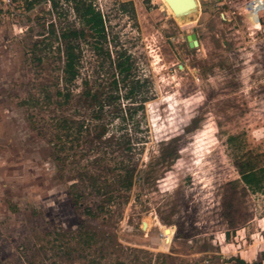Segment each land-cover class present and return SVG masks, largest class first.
Listing matches in <instances>:
<instances>
[{
  "label": "rangeland",
  "instance_id": "1",
  "mask_svg": "<svg viewBox=\"0 0 264 264\" xmlns=\"http://www.w3.org/2000/svg\"><path fill=\"white\" fill-rule=\"evenodd\" d=\"M79 1L0 0V264H264V4Z\"/></svg>",
  "mask_w": 264,
  "mask_h": 264
},
{
  "label": "trees",
  "instance_id": "2",
  "mask_svg": "<svg viewBox=\"0 0 264 264\" xmlns=\"http://www.w3.org/2000/svg\"><path fill=\"white\" fill-rule=\"evenodd\" d=\"M75 13L79 16L84 25H87L95 34L99 37H105V22L102 13L96 10L91 3H86L84 0H80L74 7ZM77 56L73 53V47L69 44L67 54L65 69L69 76H75L76 70L75 66L77 63ZM129 57L125 60H117L115 68L118 69L119 73L123 77H127V72L131 65L128 62ZM117 74V75H118ZM118 82V77H115L112 81V86L117 89L116 84ZM235 137L229 138L233 140ZM237 172L240 176L241 182L253 191H260L264 193V167H254L247 162H237L235 164ZM241 264H248L244 260H239ZM261 264V263H257Z\"/></svg>",
  "mask_w": 264,
  "mask_h": 264
},
{
  "label": "water",
  "instance_id": "3",
  "mask_svg": "<svg viewBox=\"0 0 264 264\" xmlns=\"http://www.w3.org/2000/svg\"><path fill=\"white\" fill-rule=\"evenodd\" d=\"M169 6L174 10V12H184L193 5V0H166ZM189 46H198L197 35L195 33L188 34L186 36ZM143 227L146 228V223L143 222Z\"/></svg>",
  "mask_w": 264,
  "mask_h": 264
},
{
  "label": "built area",
  "instance_id": "4",
  "mask_svg": "<svg viewBox=\"0 0 264 264\" xmlns=\"http://www.w3.org/2000/svg\"><path fill=\"white\" fill-rule=\"evenodd\" d=\"M257 1V2H256ZM264 4V0H249L248 2H246L244 4V6L242 7L246 12L250 11L251 8L259 6L260 9H258L257 11L261 10L262 6ZM259 22V21H258Z\"/></svg>",
  "mask_w": 264,
  "mask_h": 264
},
{
  "label": "bare ground",
  "instance_id": "5",
  "mask_svg": "<svg viewBox=\"0 0 264 264\" xmlns=\"http://www.w3.org/2000/svg\"><path fill=\"white\" fill-rule=\"evenodd\" d=\"M192 7H193V5L190 6V8L185 10L184 12H182V11L181 12H178V11L175 12L176 14L179 15V18L181 20H184L183 22H181V24H183V25H188L189 24V23L185 22V20L186 21L190 20L188 16L192 15L196 11V10H193Z\"/></svg>",
  "mask_w": 264,
  "mask_h": 264
},
{
  "label": "flooded vegetation",
  "instance_id": "6",
  "mask_svg": "<svg viewBox=\"0 0 264 264\" xmlns=\"http://www.w3.org/2000/svg\"><path fill=\"white\" fill-rule=\"evenodd\" d=\"M163 3H167V1L166 0H163ZM168 4V3H167ZM169 5V4H168ZM172 9V8H171ZM192 9L193 10H198V4L196 3V0H193V7H192ZM173 12H174V10H173ZM174 15H176L175 17L177 18L178 17V19L177 20H180L181 22H183L184 20H181L180 18H179V15L178 14H176L175 12H174ZM185 22H187V23H189L190 22V20H185Z\"/></svg>",
  "mask_w": 264,
  "mask_h": 264
}]
</instances>
